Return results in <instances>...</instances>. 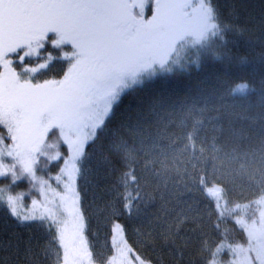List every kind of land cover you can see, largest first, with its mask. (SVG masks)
Listing matches in <instances>:
<instances>
[{
  "label": "snow or ice",
  "instance_id": "1",
  "mask_svg": "<svg viewBox=\"0 0 264 264\" xmlns=\"http://www.w3.org/2000/svg\"><path fill=\"white\" fill-rule=\"evenodd\" d=\"M0 264H264V18L0 0Z\"/></svg>",
  "mask_w": 264,
  "mask_h": 264
},
{
  "label": "trees",
  "instance_id": "2",
  "mask_svg": "<svg viewBox=\"0 0 264 264\" xmlns=\"http://www.w3.org/2000/svg\"><path fill=\"white\" fill-rule=\"evenodd\" d=\"M224 2V0H222ZM227 4H235L237 11L239 12V19L241 22H251L252 24H258L260 19L264 18V0H226ZM180 82H174L173 86H179ZM159 87V85H157ZM131 97L125 102L131 103ZM152 255V253H147Z\"/></svg>",
  "mask_w": 264,
  "mask_h": 264
},
{
  "label": "rangeland",
  "instance_id": "3",
  "mask_svg": "<svg viewBox=\"0 0 264 264\" xmlns=\"http://www.w3.org/2000/svg\"><path fill=\"white\" fill-rule=\"evenodd\" d=\"M26 190V189H25Z\"/></svg>",
  "mask_w": 264,
  "mask_h": 264
}]
</instances>
